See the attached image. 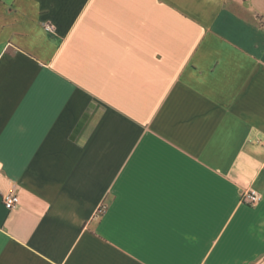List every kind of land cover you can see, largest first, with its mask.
Instances as JSON below:
<instances>
[{
    "label": "crops",
    "instance_id": "obj_1",
    "mask_svg": "<svg viewBox=\"0 0 264 264\" xmlns=\"http://www.w3.org/2000/svg\"><path fill=\"white\" fill-rule=\"evenodd\" d=\"M0 264H264V0H0Z\"/></svg>",
    "mask_w": 264,
    "mask_h": 264
},
{
    "label": "built area",
    "instance_id": "obj_2",
    "mask_svg": "<svg viewBox=\"0 0 264 264\" xmlns=\"http://www.w3.org/2000/svg\"><path fill=\"white\" fill-rule=\"evenodd\" d=\"M46 28L47 30L51 31L53 29V26L47 25ZM260 198H261V195L256 190H247L242 195V199L244 200V202H248L250 204L257 203L260 200ZM3 199H4V204L6 208H8L9 210L15 208L20 202V197L16 193L7 194L4 196Z\"/></svg>",
    "mask_w": 264,
    "mask_h": 264
}]
</instances>
